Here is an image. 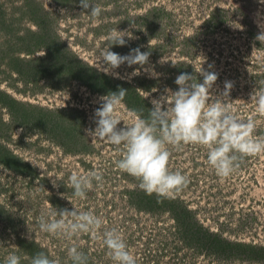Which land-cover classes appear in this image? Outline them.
I'll list each match as a JSON object with an SVG mask.
<instances>
[{
  "label": "rangeland",
  "instance_id": "obj_1",
  "mask_svg": "<svg viewBox=\"0 0 264 264\" xmlns=\"http://www.w3.org/2000/svg\"><path fill=\"white\" fill-rule=\"evenodd\" d=\"M92 2L103 9L99 18L79 0H0V264L12 254L31 264L38 252L72 264L73 246L88 264H116L103 243L112 229L137 264H264V253L238 249L264 247V153L245 157L221 178L205 146L167 145L170 171L190 182L170 199L174 203H157L117 167L123 145L86 131L95 129V110L109 93L128 90L116 109L117 127L124 128L134 123L131 110L147 118L152 100L170 101L166 90H178L181 73L202 83V68L218 75L211 96H221L231 82L225 102L241 119H254V135L264 136V116L251 102L253 91L264 87V42L256 40L264 32V0ZM115 28L131 38L110 51L126 55L139 47L151 53L148 64L103 66ZM92 171L102 180L93 179L86 199L75 197L69 177ZM65 208L90 211L103 227L96 236L71 238L40 230L42 213L52 219V211Z\"/></svg>",
  "mask_w": 264,
  "mask_h": 264
},
{
  "label": "clouds",
  "instance_id": "obj_2",
  "mask_svg": "<svg viewBox=\"0 0 264 264\" xmlns=\"http://www.w3.org/2000/svg\"><path fill=\"white\" fill-rule=\"evenodd\" d=\"M82 9L89 10L92 18H99L103 11L100 5L92 0H79ZM128 31L111 30L107 39L110 46L102 52V63L109 69H117L123 64L129 67L138 64H148L150 52H141L140 48L131 49L126 55L110 51L113 45L126 46L125 37ZM256 40L264 42V32L256 36ZM211 67V66H210ZM203 82L189 73L177 76L175 84L178 90L172 92L171 100H152V109L144 118L143 110H131L135 117L134 123L124 128H118L121 119L116 115L117 107L124 101L128 90L119 88L101 98V105L95 110V129H88V135L97 137L112 145H123V158L117 162V167L136 178L139 188L146 195L155 194L157 203L163 199L174 198L175 193L187 187L188 177L179 171H170L169 160L171 152L167 145L179 147L183 145H201L208 149V162L215 169L217 176L229 177L245 157L264 153V136H255L256 123L254 119H241L225 102L233 84L225 82L224 91L219 97H212L213 88L218 75L201 68ZM138 74V73H136ZM168 96V95H167ZM166 96V97H167ZM211 100V102H210ZM251 102L258 114L264 116V87L251 94ZM166 103V107H165ZM100 182L102 175L92 171L86 175L73 172L69 177L73 195L86 199L87 191L93 187L92 181ZM53 186L57 185L53 183ZM48 214L42 213L38 218L41 231L52 235H64L71 238L79 233H92L96 236L103 227L102 219L92 212H80L60 209L50 213L52 219H46ZM59 216V219L54 217ZM103 243L109 250V255L116 264H137L136 258L128 250L122 235L116 230L103 233ZM72 264H88V257L73 246L69 250ZM5 264H21V258L10 255ZM31 264H59L50 259L45 252H38L31 259Z\"/></svg>",
  "mask_w": 264,
  "mask_h": 264
},
{
  "label": "trees",
  "instance_id": "obj_3",
  "mask_svg": "<svg viewBox=\"0 0 264 264\" xmlns=\"http://www.w3.org/2000/svg\"><path fill=\"white\" fill-rule=\"evenodd\" d=\"M37 61H32V62H36V63H38L39 61H40V59H36ZM14 61H16V62H19V63H21L20 65L22 66V63L24 64V62H23V60L22 61H20V60H14ZM21 73V72H20ZM6 94V93H5ZM6 95H8V94H6ZM11 99V98H10ZM11 102H12V104H14L15 106L16 105H18L17 104V102L14 100V99H11ZM169 201V202H172V203H174L172 200H170V199H164V201ZM208 236V238L209 239H212L213 241H214V237H215V235L214 234H208L207 235ZM219 241H222V243L224 244V242L226 243L227 241H225V240H219ZM238 249L239 250H241L243 253H245V254H255V255H257V256H259V255H263V254H260V253H264V247H261V246H255V245H246V244H240L239 246H238Z\"/></svg>",
  "mask_w": 264,
  "mask_h": 264
}]
</instances>
